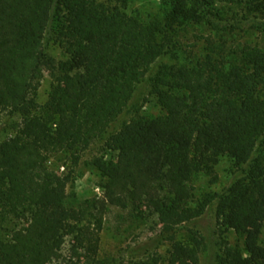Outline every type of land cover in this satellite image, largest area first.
Masks as SVG:
<instances>
[{"label":"trees","instance_id":"trees-1","mask_svg":"<svg viewBox=\"0 0 264 264\" xmlns=\"http://www.w3.org/2000/svg\"><path fill=\"white\" fill-rule=\"evenodd\" d=\"M168 2L164 21L146 23L100 0H0V116L20 118L0 145V264H56L69 239L73 264H100L106 216L136 204L160 217L167 232L216 205L223 225L243 239L242 246H223L220 264H264L262 48L230 55L223 48L192 65L162 67L154 91L164 114L136 116L113 131L175 36L206 20L200 0ZM54 17L62 61L46 51ZM45 71L53 87L40 106ZM104 138L106 150L117 154L92 163L104 197L74 207L67 193L72 177L51 160L64 155L78 166ZM224 156L240 176L193 207L195 179L204 173L216 180ZM173 248L181 264L197 258L192 243L176 241Z\"/></svg>","mask_w":264,"mask_h":264},{"label":"rangeland","instance_id":"rangeland-1","mask_svg":"<svg viewBox=\"0 0 264 264\" xmlns=\"http://www.w3.org/2000/svg\"><path fill=\"white\" fill-rule=\"evenodd\" d=\"M100 1L121 6L146 23L164 21L169 9L168 0H126L124 5L116 0ZM200 4V11L206 20L181 29L175 36V46L155 63L145 79L137 85L131 105L113 125V131H120L136 116L151 119L164 114L154 91V79L162 67L192 65L208 54H214L213 51L218 53V50L228 54L237 53L239 48L245 46L264 50V0H200ZM54 18L46 38V51L49 57L62 61L66 55L59 46V24ZM52 87L53 79L45 71L36 93L40 106L47 104ZM19 124V117L6 113L0 116V145L11 138ZM105 143V138L94 143L82 155L78 166H73L64 155L51 160V166L59 169L60 174L72 177L67 193L69 203L74 207L104 197L100 188L101 175L92 163L96 158L107 161L116 159L117 154L107 151ZM239 176L240 170L232 160L227 156L222 157L216 166V180L204 173L195 179L192 206L197 207L209 195L223 193ZM176 241L192 243L197 247V258L192 264H220L221 250L225 244L233 247L243 244L242 237L227 229L218 218L216 205L207 209L203 216L177 227L173 232H167L160 217H149L146 208L136 204V209L113 208L108 213L104 231L100 234L98 258L100 264H181L173 254ZM74 251V242L69 239L56 264L76 263Z\"/></svg>","mask_w":264,"mask_h":264}]
</instances>
